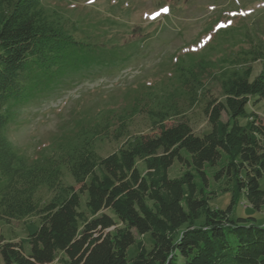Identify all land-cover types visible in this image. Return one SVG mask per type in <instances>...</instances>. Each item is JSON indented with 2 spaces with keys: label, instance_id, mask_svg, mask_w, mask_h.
<instances>
[{
  "label": "trees",
  "instance_id": "1",
  "mask_svg": "<svg viewBox=\"0 0 264 264\" xmlns=\"http://www.w3.org/2000/svg\"><path fill=\"white\" fill-rule=\"evenodd\" d=\"M96 47L62 26L44 0H0V221L34 213L40 220L17 243L0 238L3 264H264V225L232 217L241 201L264 209V125L247 110L264 98V71L252 79L250 71L232 73L221 82V98L203 95L210 129L200 135L186 123L163 125L166 92L149 111L153 135H127L123 117L106 106L78 118L46 156L30 159L13 146L11 106L40 104L65 79L118 65ZM177 72L184 78L178 88L188 94L195 78L190 69ZM110 137L127 139L100 158L94 141ZM174 165L183 171L170 178ZM205 167L218 168L213 180L226 186L223 208H212L204 193ZM62 170L77 189L63 182ZM40 187L52 197L38 209ZM134 233L148 235L149 249ZM132 245L136 254L128 260Z\"/></svg>",
  "mask_w": 264,
  "mask_h": 264
},
{
  "label": "rangeland",
  "instance_id": "2",
  "mask_svg": "<svg viewBox=\"0 0 264 264\" xmlns=\"http://www.w3.org/2000/svg\"><path fill=\"white\" fill-rule=\"evenodd\" d=\"M55 9L61 25L87 37L96 53L106 62L118 65L110 71L91 67L81 80H64L59 92L33 106L14 105L15 120L8 127L13 146L30 159L46 156L53 142L70 133L78 118L99 115L106 106L123 117L126 134L132 137L153 135L151 110L164 93L168 108L165 127L186 123L195 135L210 129L203 113V95L221 98V82L232 73L250 71L252 79L264 71V0H44ZM107 57V59H106ZM190 69L188 94L179 90L184 82L178 70ZM186 72H182L184 75ZM178 77V78H177ZM164 100V99H163ZM247 110L264 125V98ZM115 115V114H114ZM222 120L226 116L222 114ZM157 127V126H156ZM127 138L94 141V152L106 157L122 146ZM205 167L204 193L212 208H223L229 194L222 181L213 180L217 170ZM183 170L174 165L169 177ZM62 180L78 188L70 174L62 170ZM264 188V177L259 181ZM1 185V181H0ZM52 197L45 187L35 194L37 208ZM84 198H81L82 210ZM233 218L252 217L264 225V209L241 206ZM39 215L0 221V238L17 243L36 231ZM149 249L148 235L134 233ZM136 254L134 245L127 259ZM62 255L59 254L58 257ZM0 264H3L0 256ZM52 264H57L53 262Z\"/></svg>",
  "mask_w": 264,
  "mask_h": 264
}]
</instances>
